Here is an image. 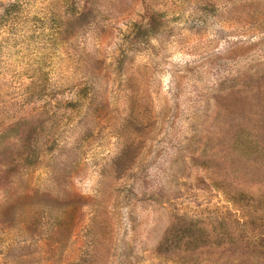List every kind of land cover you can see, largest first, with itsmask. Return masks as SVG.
Instances as JSON below:
<instances>
[{"label": "rangeland", "instance_id": "1", "mask_svg": "<svg viewBox=\"0 0 264 264\" xmlns=\"http://www.w3.org/2000/svg\"><path fill=\"white\" fill-rule=\"evenodd\" d=\"M0 264H264V0H0Z\"/></svg>", "mask_w": 264, "mask_h": 264}]
</instances>
